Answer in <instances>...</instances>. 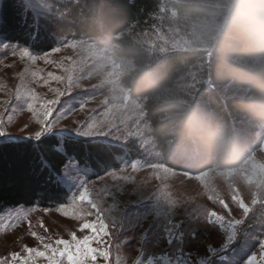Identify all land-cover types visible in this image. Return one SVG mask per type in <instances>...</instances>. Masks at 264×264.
<instances>
[{"label": "trees", "instance_id": "16d2710c", "mask_svg": "<svg viewBox=\"0 0 264 264\" xmlns=\"http://www.w3.org/2000/svg\"><path fill=\"white\" fill-rule=\"evenodd\" d=\"M198 1L203 3L51 0L50 10H41L48 24H42L38 33L17 27L18 0H0V13L7 22L11 39L37 53L48 52L72 39L113 43L118 57L134 65L124 84L133 98L144 100L145 118L150 135L162 151L161 160L172 168L197 172L211 162L221 137L237 140L239 126L235 125V118L244 116L252 121H264V0ZM186 18H213L220 22L221 28L208 58L201 51L175 50L163 54L150 51L142 34L150 33L155 26L183 23ZM231 58L246 61L261 58L262 61L247 68L232 63ZM192 72L201 77V85L187 104L181 105L177 99L163 104L162 97L167 90ZM207 78L212 85L231 82L246 88L249 97L223 99L213 87H206ZM167 113H174L175 117L165 119ZM176 139L177 144L169 153L167 143ZM53 143L55 140L40 143L39 149L52 166L58 167L65 156L53 151ZM113 145L101 149L76 144L69 151L76 154L81 164L85 159L90 162L92 176L141 155L134 141ZM180 153V158L171 160ZM41 160L40 152L28 145L0 143V201L24 207L55 206L61 197L47 182ZM197 161L191 166V162Z\"/></svg>", "mask_w": 264, "mask_h": 264}, {"label": "snow or ice", "instance_id": "6c2138e0", "mask_svg": "<svg viewBox=\"0 0 264 264\" xmlns=\"http://www.w3.org/2000/svg\"><path fill=\"white\" fill-rule=\"evenodd\" d=\"M17 10L19 29H34L38 33L42 24H48L47 17L42 15L33 0H18ZM6 23L0 13V46L6 50L10 49V55L13 57H19L28 63L24 70L17 74L20 83L15 91L8 90V98L0 100V143L25 144L40 152L47 182L58 190L61 197L55 211L78 222V229L69 231L67 239L58 235H41L33 230L29 220L30 215L36 211V206L24 207L0 201V234H7L21 223H27L28 234L38 242V246L25 244L20 251L0 256V264H125L120 249L128 241H122L121 236L124 235L125 226L131 222L133 215L137 216L133 227L141 229L138 238L132 237L138 244L139 252L134 264H264V200L259 197L247 204L241 196L233 192L232 203L240 210V217L235 218L223 197L207 187L203 180L206 173H178L165 165L140 164L136 161L130 165L133 172L148 167L152 169L156 179L161 180L162 186L157 191L146 193L132 177L123 175L128 165H122L118 170H108L104 176L98 177L100 180H104L105 176L110 177L114 182L111 188L107 184L97 187L91 180L93 173L90 162L85 159L81 164L69 148L76 144L101 149L111 148L114 146L112 141L127 142L130 134L124 127L121 131V125L113 120L92 117L84 122H74L77 125L75 128L57 129L59 120L67 118L77 110L71 101L61 102V97L70 95L74 88L82 87L80 81L86 78L82 75V65L69 57V66L62 68L65 74L53 75L49 72L48 78L40 75L38 70L30 71L29 65H35L38 60L50 63L48 57L51 52H59L61 47L74 50L77 45L65 43L42 54L33 53L29 47L21 46L19 41L11 39ZM0 63H3V60H0ZM50 80L63 87H51ZM40 81L54 94V98L41 96L31 86L39 85ZM5 87L0 84V91L5 90ZM86 103L87 100L80 101V111L84 110ZM102 103L109 106L107 99ZM23 111L31 114L39 130L26 136L13 135L8 131V126L14 122L16 113ZM92 111L95 112V109ZM110 111L111 108L108 107L103 115L107 116ZM27 127L25 124L19 131L24 132ZM47 140H55L52 144L53 151L65 156V160L61 161L58 167L52 166L39 149V144ZM176 175L195 177L199 180L208 193V199L227 211V216L202 205H196L194 210L185 209L183 214H180L178 210L185 208L187 202L174 198L168 191V185L163 183L169 176ZM121 181L123 184L119 183ZM128 183L134 185L132 194L138 196L134 203L147 202L150 204V211L146 209L143 213H133L128 207H120L117 194L123 193L124 185ZM51 210L43 209L45 214ZM250 216L257 219L256 226L260 229L258 236L250 231ZM150 217H155V220L152 221ZM198 223L218 227L224 237L223 243L219 247L208 245L203 254L187 250L189 239H195L197 236L198 229L193 225ZM39 227L44 233H48L49 230L43 221ZM19 239L22 240L23 237ZM252 240L257 243L253 244Z\"/></svg>", "mask_w": 264, "mask_h": 264}, {"label": "rangeland", "instance_id": "374dc122", "mask_svg": "<svg viewBox=\"0 0 264 264\" xmlns=\"http://www.w3.org/2000/svg\"><path fill=\"white\" fill-rule=\"evenodd\" d=\"M173 1L203 3V1L198 0ZM33 2L42 11L50 10L51 0H33ZM174 14L175 12H173ZM220 28V22L213 18L198 20L186 18L183 23L179 22L171 27L155 26L150 33L142 35L150 51L157 54L175 50L201 51L205 52V57L208 58L210 47L214 44ZM65 43H74L77 47L74 50L61 47L59 52H51L48 57L49 61H51L50 63L38 60L35 65H29L30 71L38 70L40 75L45 78H48L47 74L49 72L53 73V75H64L62 68L69 66L70 61L67 59L69 57L82 65V75L86 77L80 81L82 87L74 88L70 95L61 97V102L71 101L77 110L72 112L67 118L59 120L56 124L57 129L75 128L77 125L74 122H84L89 117L113 120L114 123L121 125V131H123L124 127L130 134L128 141H134L139 151H141L139 158L122 164L128 165L123 175L132 177L136 184L146 193L150 194L157 191L162 186V183L161 180H157L155 175L152 174V169L143 167L133 172L130 167L133 161L140 164L165 165L161 160L162 151L150 135L149 125L145 118L144 100L133 98L124 84V78L128 76L129 72L134 70V65L131 61L118 57L113 43H101L91 39H72L62 42L56 47ZM42 53L44 52L39 54ZM0 60H3V63H0V84L6 86L5 90L0 91V100H4L8 98L6 95L8 90L15 91L16 86L20 83L17 74L24 70L28 62L20 60L19 57H13L10 55V49L6 50L3 46H0ZM229 60L247 68H251L257 62L262 61L261 58L251 61L241 58H231ZM196 75V72L187 74L173 88L167 90L168 92L166 91L167 93L163 95L161 102L166 105L169 101L177 99L176 101L181 102V105L187 104L188 98L192 97L194 92L200 89L201 77ZM204 82L206 87H213L223 99L249 97L246 88L235 86L231 82L212 85L209 78L204 80ZM31 86L41 96L47 99L54 98V94L49 92L48 87L43 86V81H40L39 85L32 84ZM50 86L53 88L63 87V85L57 84L54 80H50ZM105 99L108 100L109 106L102 103ZM82 100H87V103L84 110L80 111L79 103ZM108 107L111 108V111L107 116H104L103 114ZM93 109H95V112L92 111ZM172 117H175L174 113H167L164 116L165 119ZM13 120L14 122L8 126V131L13 135L26 136L39 130V126L32 120L31 114L27 111L17 112ZM235 121V125L239 126L238 128L236 127L237 133H239L237 140L233 142L234 137L228 140L221 137L216 144L217 150L214 157L212 156L208 166L197 172L191 169L187 170V172L206 173L203 180L207 187L219 193L228 204L229 209H231L232 216L239 218L240 210L231 200L233 192L241 196L247 204H250L256 197L264 200V121H252L244 116L235 118ZM25 124L28 125L26 131L20 132L19 129ZM176 126H179V124ZM172 129H175V126ZM177 140L167 143L169 145V153L176 146ZM125 143L112 141V144L124 145ZM181 155L182 153L171 158V160L174 161L180 158ZM197 163L198 161L191 162V166ZM122 165L109 168L108 170H118ZM165 166L168 169L177 170L178 173L186 171L180 168H172L169 165ZM108 170L92 176L91 180L96 183L97 187L107 184L111 188L113 185L114 182L110 177L105 176L104 180L98 179L99 176H104ZM119 183L123 184L122 181ZM163 183L168 185V191L172 193L174 198L187 202L185 208L178 210L180 214H183L185 209L194 210L196 205L213 209L226 216L228 214L227 211L222 210L220 205L213 204L208 199V193L195 177L169 176L168 179L163 180ZM133 187V184L128 183L124 185V192L117 194V202L120 207H128L133 213H143L146 209L150 211L151 207L147 202L134 203L138 200V196L132 194ZM56 205L51 207L35 205L36 211L30 215L29 220L32 223L33 230L41 235H53V237L58 235L67 239L69 231H77L78 222L59 215L55 211ZM258 207L259 205H257ZM44 208H51L52 210L45 214ZM150 219L154 221L155 217H150ZM136 220L137 216L133 215L131 222L125 226L124 235L121 236L122 241H128L120 249L121 256L125 258V264H134V261L139 256L138 244L136 240L132 239V237L138 238L141 233L140 228L133 227ZM41 221L48 228V233H44V230L39 227ZM248 224L252 226L250 231L258 236L260 229L256 226L257 219L250 216ZM193 227L198 229L197 236L195 239H189L187 250L203 254L208 245L219 247L223 243L224 237L218 227L204 223L195 224ZM20 237H23V239L20 240ZM252 243L256 244L257 241L252 240ZM25 244L31 247L38 246V242L28 234L27 223H21L15 230L7 234H0V256H7L12 251H20Z\"/></svg>", "mask_w": 264, "mask_h": 264}]
</instances>
